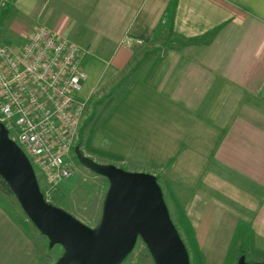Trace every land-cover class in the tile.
I'll use <instances>...</instances> for the list:
<instances>
[{"label": "crops", "instance_id": "obj_1", "mask_svg": "<svg viewBox=\"0 0 264 264\" xmlns=\"http://www.w3.org/2000/svg\"><path fill=\"white\" fill-rule=\"evenodd\" d=\"M48 11L84 49L77 100L107 98L99 121L117 131L124 171L186 190L204 264H225L235 225L218 205L264 197V0H0V41L21 48ZM165 34L180 46L159 47ZM25 234L0 209V264H41Z\"/></svg>", "mask_w": 264, "mask_h": 264}, {"label": "rangeland", "instance_id": "obj_2", "mask_svg": "<svg viewBox=\"0 0 264 264\" xmlns=\"http://www.w3.org/2000/svg\"><path fill=\"white\" fill-rule=\"evenodd\" d=\"M41 8L42 7H38V11L41 10ZM38 11L36 12L38 13ZM49 12L50 11L46 13L41 12V18L44 19L37 22L36 26H47L45 20L50 19ZM165 35L166 38L159 47L164 49L173 45L180 46V41L178 39L172 37L170 34ZM6 42L5 40L0 41V45ZM78 46L82 48L80 45ZM156 50H158V48L153 49V51ZM110 95L115 98L118 96V91L114 89L110 92ZM105 101H108L105 97L92 100L80 111V124L77 135L73 138L68 159L72 164V174L70 177L60 181L57 185L51 186L46 182L42 173L34 169L38 189L45 202L47 201V204L63 210L91 229L97 226L101 218L104 200L110 186L109 178L101 171H98L96 169L97 166L109 164L121 171H124V168L127 167L121 166L118 162L117 131L111 130V125L108 124L106 120H103L102 117L99 121V116ZM0 154L6 161H13L20 166L16 154L8 144L0 143ZM109 172L112 173L113 170L110 169ZM151 176L155 178L160 188V193L166 205L168 216L175 228L178 238L181 240L187 252L190 264L193 258L192 251L194 248L192 235L195 236V232L185 212L193 210L195 205L187 203L188 192L185 193L186 190L169 186L171 182L166 178V173L165 176L163 172H157L156 175ZM258 199L260 200L258 203L233 202L229 204L220 203L218 205L219 211H226L228 213L225 214L228 216L226 222L235 225H231L230 227V231H234L225 255V264H237L239 259L250 264L264 262V197L261 196V198ZM4 203L12 205L16 209H19V207L22 209L15 193H13L12 196H8L0 188V209L2 210H4ZM22 211L24 210L22 209ZM240 226L243 228L239 229ZM237 230L238 232H236ZM230 231L225 239L227 242L230 238ZM249 231L253 233L254 238L249 242V247L245 255L241 256L239 254V249L242 241H249ZM225 232H228L227 228H225ZM121 233L122 232H120V234ZM217 236H221L220 241L222 242L226 234L222 231ZM24 239L26 248L30 252L32 258H35V260L41 262V264H60V258L65 252L62 244L57 242L52 243L49 235L42 233L36 226L32 227L29 232H26ZM122 240L123 237L120 236L118 239V247L121 246ZM216 263L218 262L214 261L212 264ZM119 264L156 263L147 243L141 235H138L132 249Z\"/></svg>", "mask_w": 264, "mask_h": 264}, {"label": "built area", "instance_id": "obj_3", "mask_svg": "<svg viewBox=\"0 0 264 264\" xmlns=\"http://www.w3.org/2000/svg\"><path fill=\"white\" fill-rule=\"evenodd\" d=\"M129 48L142 44L126 36ZM84 51L46 25L36 26L19 49L0 45V125L32 170L57 185L70 177L69 153L84 103Z\"/></svg>", "mask_w": 264, "mask_h": 264}, {"label": "water", "instance_id": "obj_4", "mask_svg": "<svg viewBox=\"0 0 264 264\" xmlns=\"http://www.w3.org/2000/svg\"><path fill=\"white\" fill-rule=\"evenodd\" d=\"M0 127L2 128L1 125ZM2 130L0 143H6L13 149L20 166L13 161H6L1 156L0 162L7 168L19 195L8 177L2 172L0 175L15 193L22 209L34 225L44 234L56 235L58 238L56 242L62 244L64 248L63 241L70 244L75 258L87 264H119L132 249L136 237L138 235L143 237L141 229L147 236V240L144 237L143 239L156 264H189L187 252L168 216L160 188L153 176L124 172L109 164L97 166L96 169L103 174L105 170H113L111 175L115 183L110 196L105 228L101 234H97L104 220L105 203L110 186L104 200L101 218L94 229L80 222L76 223L71 218L67 219L51 213L42 203L44 198L38 189L30 164L16 145L7 138L3 128ZM124 174H126L125 177ZM109 182V185L113 183L111 178ZM120 236L123 240L118 247ZM62 257L60 264H62ZM241 261L242 259H239L237 264ZM253 264H264V262Z\"/></svg>", "mask_w": 264, "mask_h": 264}, {"label": "trees", "instance_id": "obj_5", "mask_svg": "<svg viewBox=\"0 0 264 264\" xmlns=\"http://www.w3.org/2000/svg\"><path fill=\"white\" fill-rule=\"evenodd\" d=\"M0 188L8 196H12L13 195L11 189L9 188V186L6 183V181L4 180V178L1 175H0ZM3 208L6 211V213L9 215V217L13 220V222L19 228L24 230L25 232H29L32 227H35L34 223L28 217H26L27 216L26 213L24 211H22V209L20 207H19V209H16L14 206L9 205L8 203H6L3 206ZM242 228L243 227L240 226L239 229H242ZM236 232H238V230ZM249 236H250L249 237V241H245L244 240L241 243V246H240V249H239V254L241 256L245 255V253H246V251H247V249L249 247V242H251V240H253V238H254L252 232L249 233ZM192 243H193V247L194 248H193V251H192L193 258L191 259L190 264H204L203 263L202 253L199 250V247H198V244H197V241H196L194 235H192Z\"/></svg>", "mask_w": 264, "mask_h": 264}, {"label": "bare ground", "instance_id": "obj_6", "mask_svg": "<svg viewBox=\"0 0 264 264\" xmlns=\"http://www.w3.org/2000/svg\"><path fill=\"white\" fill-rule=\"evenodd\" d=\"M0 131H3L2 128L0 127ZM0 172H2L4 175H6L11 183V185L14 187L15 191L17 192V194L19 195L17 189L15 188L14 186V183L12 181V179L10 178V175H9V172L7 171V168L5 167V165L0 162ZM125 172V171H124ZM105 174L107 177L111 178L112 179V182L110 184V189H109V194H108V197H107V200H106V203H105V216H104V220H103V223H102V226L100 227V229L97 231V234H101L105 228V225H106V218H107V215H108V210H109V206H110V196H111V192L113 190V188L115 187V183H114V179L111 175V173H109V171H106L105 170ZM129 174V173H128ZM126 176V174H124V177ZM111 181V180H110ZM42 203L43 205L53 214H56V215H59V216H62L64 218H71L73 219L76 223H78L79 221L77 219H75L74 217H72L70 215L69 217V214L67 215L66 212H64L63 210L59 209V208H56L54 206H49L46 204L45 200L42 199ZM66 213V214H65ZM94 229V228H93ZM45 231V230H43ZM141 231V234L143 235V237L147 240V236L146 234L140 229ZM52 241V243H56V240H58L57 236L54 235V234H51V233H47ZM64 245H65V248H64V251H66L62 257V260H61V263L62 264H87L85 263L84 261L80 260V259H77L75 258V254H74V250L73 248L71 247L70 244H68L67 242H64ZM240 264H248L246 262H240Z\"/></svg>", "mask_w": 264, "mask_h": 264}]
</instances>
